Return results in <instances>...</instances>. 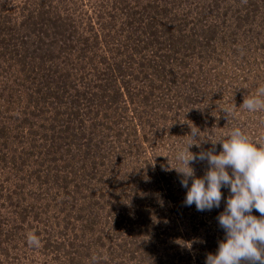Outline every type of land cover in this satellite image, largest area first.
Here are the masks:
<instances>
[{
	"label": "rangeland",
	"instance_id": "374dc122",
	"mask_svg": "<svg viewBox=\"0 0 264 264\" xmlns=\"http://www.w3.org/2000/svg\"><path fill=\"white\" fill-rule=\"evenodd\" d=\"M261 85L264 0H0V264H205L230 191L186 206L174 154H219L235 127L259 143L241 106Z\"/></svg>",
	"mask_w": 264,
	"mask_h": 264
},
{
	"label": "clouds",
	"instance_id": "9594fccd",
	"mask_svg": "<svg viewBox=\"0 0 264 264\" xmlns=\"http://www.w3.org/2000/svg\"><path fill=\"white\" fill-rule=\"evenodd\" d=\"M241 107L250 113H264V85L247 95ZM224 111L231 113L232 108L226 107ZM199 132L194 126L189 136L196 140ZM216 143L222 145L219 154H214V148L193 154L189 150L194 145L191 143L177 146L174 154L178 167L173 169L183 177L181 185L187 189L186 206L194 204L197 211L219 208L221 189L230 191L226 207L218 216L225 237L216 254L207 255L205 264H264V138L259 143L253 142L235 127L227 139ZM197 159L206 160L209 166L201 178L195 177L190 166ZM253 210L261 215H253ZM26 239L29 247H40V239L34 232H28Z\"/></svg>",
	"mask_w": 264,
	"mask_h": 264
},
{
	"label": "trees",
	"instance_id": "16d2710c",
	"mask_svg": "<svg viewBox=\"0 0 264 264\" xmlns=\"http://www.w3.org/2000/svg\"><path fill=\"white\" fill-rule=\"evenodd\" d=\"M119 6V5H118ZM124 6H126V5H124ZM144 13L146 12V6H144L143 7V9H141ZM133 15H137V12H133L132 13ZM140 19L142 18V16L140 15V17H139ZM129 19H130V17H129ZM134 19H135V17H134ZM135 21V20H134ZM133 21V22H134ZM151 23V22H150ZM128 24H129V26H130V28H132L133 26H135V24L134 23H132V21H128ZM163 27H164V23H163ZM145 29L147 30V31H149V33L151 34V36H153V38L154 37H158V35H157V29H154L153 30V28L151 29L149 26H145ZM211 30H212V32H211ZM164 31H165V27H164ZM166 32H168V38H171V40H172V43H171V45L170 44H168V46L173 50V51H177L178 50V48L175 46L178 42H183V40H185L186 38H187V35L184 33V29H182V27H179V34H178V36L177 37H175L174 39H173V35H172V33H170L171 32V30H167ZM195 32V31H194ZM194 32H192V35H191V42H193V38L194 37H192L193 35H194ZM197 32L199 33V35H204V33H206L207 35H205V36H203L202 38L205 40V43H206V45H207V47H208V45H209V43H210V41L211 40H213V39H215L216 37L214 36V30L212 29V28H205V29H200V31H198L197 30ZM196 33V32H195ZM120 65H119V69H120ZM41 71H38V72H36V73H40ZM117 74L119 75V74H121L120 73V71L118 70V72H117ZM36 75H38V74H36ZM41 75V74H40ZM131 76H132V79H137V77H135L134 76V74H130ZM143 78H146V75H144L143 76ZM132 79H128V80H126L125 82H124V86H123V90L122 91H120V89L119 88H114V91H115V95L116 96H119V95H124V92L126 91L127 92V94H128V96L130 97V99H133V97H135V96H137V94L136 95H134V93L130 90V83H131V81H132ZM42 80L40 79V81L39 82H41ZM43 82V81H42ZM45 82H48V81H45ZM49 83V82H48ZM140 90V89H139ZM121 92V93H120ZM142 92V91H141ZM121 97V96H120ZM144 99H146V97L144 98ZM143 107V106H142ZM146 107L147 106H145V107H143V110H145V113H151V111H150V109L149 110H147L146 111ZM148 108V107H147ZM142 112H144V111H142ZM1 134V133H0ZM3 135V133L1 134V136Z\"/></svg>",
	"mask_w": 264,
	"mask_h": 264
}]
</instances>
